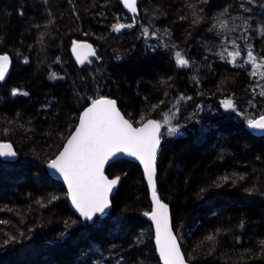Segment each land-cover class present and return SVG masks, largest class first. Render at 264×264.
I'll list each match as a JSON object with an SVG mask.
<instances>
[{
	"label": "trees",
	"instance_id": "trees-1",
	"mask_svg": "<svg viewBox=\"0 0 264 264\" xmlns=\"http://www.w3.org/2000/svg\"><path fill=\"white\" fill-rule=\"evenodd\" d=\"M116 24L126 27L114 31ZM77 38L95 49L82 65L70 52ZM176 52L187 67L177 66ZM249 52L263 60L264 0H142L135 16L117 0H0V54L12 61L0 82V141L17 151L0 158V264H160L142 216L151 204L138 164L106 168L122 180L104 221L125 211L131 219L120 227L108 220L105 241L81 237L88 222L45 170L81 110L101 96L116 99L135 125L160 121L157 190L187 260L264 264V135L245 129L264 114V98L252 86ZM226 99L236 111L222 107ZM64 232L81 239L61 248ZM141 238L147 260L136 248ZM25 249L36 253L29 263L19 259Z\"/></svg>",
	"mask_w": 264,
	"mask_h": 264
},
{
	"label": "snow or ice",
	"instance_id": "snow-or-ice-1",
	"mask_svg": "<svg viewBox=\"0 0 264 264\" xmlns=\"http://www.w3.org/2000/svg\"><path fill=\"white\" fill-rule=\"evenodd\" d=\"M124 6L131 12L137 11V0H122ZM126 27L123 24L113 25L114 31ZM221 28L227 25L222 22ZM76 59L83 64L95 52L90 45L73 43ZM240 53L229 52L235 61ZM249 62L256 67V57L248 53ZM178 67H187L188 60L180 52L175 53ZM264 63V60L261 61ZM9 57L0 55V80L5 78L8 70ZM255 71L253 75H255ZM18 94L17 90L12 91ZM264 96V91L260 93ZM26 95V93H25ZM225 110L236 111V105L230 99L221 102ZM170 123L169 117H163V124ZM247 126L251 129L264 130V115L258 119H248ZM169 135L177 132V127L167 129ZM161 140V123L148 120L141 127L135 128L117 110L114 100L101 97L93 100L90 107L85 109L80 117V123L75 132L68 139L63 151L49 163L68 185L73 205L86 220H92L94 214L103 213L108 208V194L118 183L119 178L108 179L103 174L104 164L116 153H127L136 157L143 165L145 177L152 190L154 208L151 219L156 229V244L163 264H184L176 237L169 225L167 205L161 203L156 194L155 157ZM0 156L14 157L12 145L0 143ZM3 223V221H0ZM209 240L212 237H208Z\"/></svg>",
	"mask_w": 264,
	"mask_h": 264
},
{
	"label": "water",
	"instance_id": "water-1",
	"mask_svg": "<svg viewBox=\"0 0 264 264\" xmlns=\"http://www.w3.org/2000/svg\"><path fill=\"white\" fill-rule=\"evenodd\" d=\"M117 1H118V3L120 4V6L122 7V9H123L126 13H128V14H130V15H137V14L139 13V3H140L142 0H137V11H136V13H133V12L129 11V10L124 6L122 0H117ZM78 43H82V44L90 45L91 48H92V50L95 52L94 47H93V44H92L90 41H86V40H85V41H80V42H78ZM71 54H72V57H73V58L76 60V62L78 63V65H81V63H79V62L77 61V59H76V54L73 52V48H72V50H71ZM0 55H7V56L9 57V65H8V70H7V72L5 73V78H4L3 80H0V82H3V81L6 80L8 74H9V72H10L11 65H12V61H11V58H10V55H9V54H7V53H1ZM89 57H91V56H89ZM89 57H88V58H89ZM101 97H104V98H108V99L114 100V101L116 102L117 110H118V111L121 113V115H122L125 119H127V120L133 125V127H135V128H139V127H141L144 123H146V122H147L148 120H150V119H151V120H156L155 118L149 117V118L145 119L142 123H140V124H138V125H135L134 123H132V122H131V121H130V120H129V119H128L123 113H122V111L120 110V108H119V106H118V103H117L116 99L111 98V97H107V96H101ZM101 97H98V98H96V99H99V98H101ZM96 99H94V100H96ZM91 104H92V102L89 103L87 106H85V107L81 110V112L79 113V116H78V119H77V123H76L74 129L72 130V132L70 133V135H69V136L67 137V139L65 140V142H64L62 148L59 150V152H58V153H57L52 159H50V160L45 164V170L47 171L48 175H49L52 179H54V180H56V181H59L60 183L63 184V186H64V188H65V190H66V193H67V201H68L69 209H70L71 211H73V213H74L78 218H80L82 221H87L88 223H92V222L94 221L95 218H97V217H99V218H105V217H107V216L110 214V212H111V207H112V201H111V199H112L113 194L117 191V189H118V185H119V183H120V181H121V176L110 177V176H108V175L106 174V168H107V166H108L109 164H111V163H113V162H115V161H117V160H121V159H123V160H127V161H131V162H134V163L138 164L139 167H140V169H141V172H142V177H143V180H144V182H145V185H146V188H147V191H148L149 201H150V204H151V208H150V210H149V211H144V212L142 213V216H143V218H144V219H145V220L151 225V229H152V232H153V245H154L155 253H156L157 258L159 259L160 264H163V261H162L160 255H159V252H158V249H157V244H156V229H155V225H154V222H153L152 219H151V213H152L153 208H154V202H153V198H152V190H151V188H150V186H149V184H148V181H147V179H146V177H145V173H144L143 165L140 163V161H139L136 157H134V156H130V155H128L127 153H116L115 156L110 157L109 160H107V161L105 162V164H104V168H103V174H104V176L107 177L108 179H115V178L118 177L119 180H118V183L115 185V187L112 189V191L108 194V202H109V206H108V208L105 209V211H104L103 213H96V214H94L92 220H86L84 217H82V216L80 215L79 211L76 209V207H75V206L73 205V203H72L71 196H70V194H69L68 185H67V183L65 182L64 178H63V177H62V176H61V175H60L55 169H52V168L49 167V163H50L52 160H54V159L60 154L61 151H63V148H64L65 144L67 143L68 139L71 137V135L75 132L76 128L78 127V125H79V123H80V117H81L82 113L85 111V109H87L88 107H90ZM263 115H264V114H263ZM258 118H259V117H257L256 119H258ZM157 121H158V120H157ZM245 128H246L251 134H253V135H256V136H262V135H264V130L251 129V128H249V127L247 126V124L245 125ZM161 130H162V127H161ZM0 143H8V144H11L10 142H7V141H0ZM11 145H12V144H11ZM160 147H161V140H160V145H159L158 148H157V151H156V157H155V168H156V177H155V180H156V194H157V197L159 198V200L161 201V203L167 205V208H168L169 225H170V227H171V229H172L173 235L176 237V241H177V244H178V246H179V248H180L181 255H182L183 258H184V264H191V263L187 260V258L185 257L184 251H183V249H182V247H181V243H180L179 237H178L176 231H175L174 228H173V222H172V215H171L170 204L167 203L166 201H164V200L160 197V194L158 193V190H157V174H158V173H157V155H158V152H159V150H160ZM12 148H13V151L16 152V150H15V148H14L13 145H12ZM0 158H1V159H4V160H11V159H13L14 157L0 156ZM66 234H67V233L64 232L61 236L64 237V236H66Z\"/></svg>",
	"mask_w": 264,
	"mask_h": 264
},
{
	"label": "rangeland",
	"instance_id": "rangeland-1",
	"mask_svg": "<svg viewBox=\"0 0 264 264\" xmlns=\"http://www.w3.org/2000/svg\"><path fill=\"white\" fill-rule=\"evenodd\" d=\"M255 1H257V0H253V2H255ZM214 4H211V6H214ZM216 4H218V3H216ZM76 40H77V42H79L80 41V38H77ZM73 43L71 44L70 51L72 50ZM262 59L264 60V57ZM254 71L256 73V77H255V75H253V80H255V82H254V84L252 86L256 90H258L259 91V95L262 96L260 93L262 91H264V63H262L261 61H259V60L256 59V67L254 69V66H253L252 74H253ZM262 97L264 98V96H262ZM260 115H261V113H260ZM16 153H17V151H16ZM13 163H16V162H13ZM14 165H16V164H14ZM15 168H17V166H15ZM121 180H122V177H121ZM125 212H127V211H125ZM125 212L122 215L115 216V217L113 216L112 218L119 217V218L114 219V220L108 218L106 221H104V218H99L98 217V219L97 218H96L97 220L94 219L95 221H93L92 223L85 224L84 225L85 228H82L81 229V231H82L81 237H83V236H85V237H92V238L97 239V240L101 239V240L105 241L107 239V233H108L107 232L108 227L106 225L107 222H108V220H109V222L110 221L111 222H114L115 221V223L116 222L119 223V227H120V224H122L123 222L131 219V217H125V216H129L127 214L130 213L131 211H128L127 214H125ZM123 215H125V216L122 217ZM143 220H145V219L143 218ZM136 221H137V224H141L142 222L144 223V221H141V220H138V219ZM110 224L114 225L113 223H110ZM125 226L127 228L126 230L130 231L132 225L130 226V225L125 224ZM121 229H124V224L122 225ZM152 234H153V232H152ZM77 239H79V240L81 239L80 238V234L76 238L74 236H70V235L69 236L68 235L67 236H64V237L61 238V241L60 242H56V243L59 244V245L57 244L58 246H60L61 248H63V243L64 242L67 243L68 245H70V244L78 241ZM136 244H139L136 248H138V252L139 253L141 252L140 255H145V259L147 260L146 245L148 244V242L145 241L143 238H141V239H139V240L136 241ZM24 247H27V246L25 244H21L20 243L19 248H24ZM50 247L51 246H48V248H50ZM11 251L14 252V253H17V256L15 255V257L17 258L18 257V253H19L18 252V249L17 248H14ZM50 251H51V248H50ZM54 251H56V250H54ZM28 254H31L32 257H34L33 256L34 254L36 255L35 251H32V250L30 251V250H27L26 249L24 251L23 256L22 255L19 256V259L22 260V257H24L26 255H27L26 257H28ZM62 257H63V253L61 252V258ZM9 261H11V258H8L7 261L4 260L3 263L6 264ZM21 262H23V261H21Z\"/></svg>",
	"mask_w": 264,
	"mask_h": 264
},
{
	"label": "bare ground",
	"instance_id": "bare-ground-1",
	"mask_svg": "<svg viewBox=\"0 0 264 264\" xmlns=\"http://www.w3.org/2000/svg\"><path fill=\"white\" fill-rule=\"evenodd\" d=\"M26 250V249H25ZM28 250V249H27ZM20 255V254H19ZM29 255V254H28ZM22 256H23V254H22ZM33 256H35V254L33 255ZM15 257V256H14ZM31 258V257H30ZM34 259V258H33ZM16 260V259H15ZM32 260V259H31ZM30 259H29V257H26V256H24V257H22V261L23 262H26V261H28V263L31 261Z\"/></svg>",
	"mask_w": 264,
	"mask_h": 264
}]
</instances>
